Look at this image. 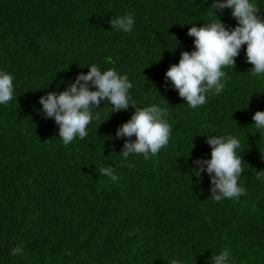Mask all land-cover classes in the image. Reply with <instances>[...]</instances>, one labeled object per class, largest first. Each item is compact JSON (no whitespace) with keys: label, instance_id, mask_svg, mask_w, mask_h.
I'll list each match as a JSON object with an SVG mask.
<instances>
[{"label":"trees","instance_id":"obj_1","mask_svg":"<svg viewBox=\"0 0 264 264\" xmlns=\"http://www.w3.org/2000/svg\"><path fill=\"white\" fill-rule=\"evenodd\" d=\"M255 2L264 17V0ZM212 3L0 0V69L14 75L18 96L0 106V264H211L225 248L231 264H264V132L252 120L264 111V76L252 75L242 46L223 69L225 90L210 92L199 110L165 79L181 52L194 50L188 29L213 19ZM126 13L134 31L111 29V18ZM215 14L237 25L231 9ZM92 64L127 73L139 107L168 108L172 133L157 155H133L129 166L120 154L127 138L115 134L136 106L111 113L107 101L86 138L58 139L40 97L65 90ZM222 134L242 142L247 195L214 202L193 161L211 158L205 136ZM108 165L118 181L100 173ZM17 246L22 254L11 255Z\"/></svg>","mask_w":264,"mask_h":264},{"label":"clouds","instance_id":"obj_2","mask_svg":"<svg viewBox=\"0 0 264 264\" xmlns=\"http://www.w3.org/2000/svg\"><path fill=\"white\" fill-rule=\"evenodd\" d=\"M203 2L207 3V0ZM209 9L213 19L203 26L188 29L187 34L194 37V50L181 52L179 63L170 66L165 74L166 82L172 83L193 110H199L207 103L210 92L219 95L225 90L229 77L223 69L235 66L244 45L247 62L253 65L250 69L252 75L264 76V17L258 15L260 7L255 0H213ZM224 9H231V15L237 21L235 27H227L215 14ZM110 24L111 29L131 33L135 18L133 14L126 13L112 17ZM174 43L176 48L175 37ZM87 67V74H79L65 90L50 91L39 100L45 118H53L58 125V139L63 145L69 146L77 139L86 138L88 126L99 118L97 110L101 109V102L107 101L111 113L136 106L131 119L115 134L118 138H127L120 154L130 167L133 165L129 157L141 155L147 161L165 148L172 133L168 108L155 103L139 107L132 98L131 91L135 85L127 73L121 74L115 68L102 70L98 64ZM14 81L11 72L0 69V106L7 107L13 100L17 101ZM252 120L257 132H264V111H257ZM133 136L135 140L131 139ZM205 137L211 146V158L193 161V173L199 178L202 173H207L210 198L214 202H223L247 195L245 187L239 183L244 172L240 138L232 134ZM100 173L112 181L119 179L111 165L102 167ZM22 252L21 247H13L11 255L18 256ZM231 260L232 254L225 248L211 257V264H231ZM169 264H185V261L173 257Z\"/></svg>","mask_w":264,"mask_h":264}]
</instances>
